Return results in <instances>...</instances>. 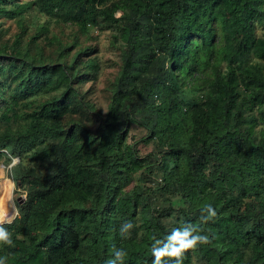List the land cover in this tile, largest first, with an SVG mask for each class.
Masks as SVG:
<instances>
[{
	"label": "trees",
	"instance_id": "1",
	"mask_svg": "<svg viewBox=\"0 0 264 264\" xmlns=\"http://www.w3.org/2000/svg\"><path fill=\"white\" fill-rule=\"evenodd\" d=\"M92 28L120 51L107 85ZM7 152L6 264H152L185 230L208 240L182 264H264V0H0Z\"/></svg>",
	"mask_w": 264,
	"mask_h": 264
},
{
	"label": "rangeland",
	"instance_id": "2",
	"mask_svg": "<svg viewBox=\"0 0 264 264\" xmlns=\"http://www.w3.org/2000/svg\"><path fill=\"white\" fill-rule=\"evenodd\" d=\"M119 15V11L117 12ZM3 27L5 29L10 30V34L8 35L11 36L12 34L16 33L17 31V26L14 21L12 20H4V25ZM56 31H59V28L56 27ZM94 34L95 38L93 41L88 42L90 45L94 46L96 43L99 45V53L98 56L101 59V64H102V75H101V82L104 85H107L110 80H113L119 71V66H120V51L118 49L111 45V34L109 31L105 30H99V29H94L92 28L89 34ZM91 34V35H92ZM103 87V86H102ZM101 99L103 100L104 103L107 102V99L105 98L106 94L105 93H100ZM128 135L137 138L144 137L146 132L145 129L140 126L139 123L133 122L128 129ZM133 143V141H132ZM140 152L142 154H147L151 151L154 150V147L150 145L149 147H145L143 145H139ZM20 162V158H18L17 164ZM6 184H11L13 187V207H16V210L13 214V216L7 220L12 222L14 218L18 215L17 211V201L20 200L22 201L26 197V192H23L22 189L20 190V186L14 181L13 176L7 171V166H4L3 164L0 165V200L6 196L5 192V187L4 185ZM1 208H6L7 203L1 202L0 203ZM1 210V209H0ZM6 222V221H4ZM2 222V223H4ZM0 223V224H2ZM200 264V263H199Z\"/></svg>",
	"mask_w": 264,
	"mask_h": 264
},
{
	"label": "clouds",
	"instance_id": "3",
	"mask_svg": "<svg viewBox=\"0 0 264 264\" xmlns=\"http://www.w3.org/2000/svg\"><path fill=\"white\" fill-rule=\"evenodd\" d=\"M11 163L7 165V171L14 176L15 173L12 171L14 166L18 162V157L12 155L11 152L6 153ZM204 209L207 211V216H202L201 219L207 221L216 215L215 209L211 204L206 205ZM10 222V221H8ZM131 224H127L126 227H131ZM171 240L177 242L175 244H169L163 248H159L156 246L152 247V254L154 256V260L152 264H182V260L180 259L182 250L192 247L197 244V242L204 243L207 242L208 237L206 235H201L199 233L193 234L190 231H177L174 235L170 237ZM0 241L5 244H12V240L10 238L9 232L2 226H0ZM125 252L123 249H119L115 252V256L118 259H122L125 256ZM175 256L177 257L174 261L162 260L164 256ZM7 257L0 256V264H6ZM111 264H115V261H112Z\"/></svg>",
	"mask_w": 264,
	"mask_h": 264
},
{
	"label": "bare ground",
	"instance_id": "4",
	"mask_svg": "<svg viewBox=\"0 0 264 264\" xmlns=\"http://www.w3.org/2000/svg\"><path fill=\"white\" fill-rule=\"evenodd\" d=\"M5 187V192H6V196H4L1 200H0V203L1 202H4V203H7V207L6 208H1L0 207V223L4 222V221H7L9 220L15 210H16V207L12 206L13 205V187L11 184H6L4 185ZM6 223V222H4Z\"/></svg>",
	"mask_w": 264,
	"mask_h": 264
},
{
	"label": "water",
	"instance_id": "5",
	"mask_svg": "<svg viewBox=\"0 0 264 264\" xmlns=\"http://www.w3.org/2000/svg\"><path fill=\"white\" fill-rule=\"evenodd\" d=\"M20 201V200H19Z\"/></svg>",
	"mask_w": 264,
	"mask_h": 264
}]
</instances>
